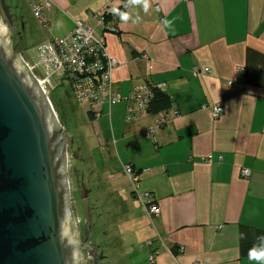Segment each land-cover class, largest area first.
<instances>
[{
    "label": "crops",
    "instance_id": "1",
    "mask_svg": "<svg viewBox=\"0 0 264 264\" xmlns=\"http://www.w3.org/2000/svg\"><path fill=\"white\" fill-rule=\"evenodd\" d=\"M53 3L45 16L59 37L76 20L105 37L109 53L120 62L114 86L124 97L150 82L166 83L163 91L172 100L163 126L160 113L127 121L125 99L114 104L126 118L116 127L114 105L102 108L111 135L101 144L112 143L119 159L105 163L103 180L105 189L122 194L114 227L121 235L115 242L122 261L259 264L248 252L264 245L258 239L264 236V0H150L147 13L130 0ZM114 7L133 19L122 22L112 14ZM93 13H105V25H97ZM137 14L140 22L134 23ZM215 104L225 108L219 118L212 115ZM150 128L155 139L147 134ZM125 163L140 171L139 188L151 192L160 214L150 216L123 185ZM243 167L251 170L249 178L243 177ZM131 197L136 206L129 204Z\"/></svg>",
    "mask_w": 264,
    "mask_h": 264
},
{
    "label": "water",
    "instance_id": "2",
    "mask_svg": "<svg viewBox=\"0 0 264 264\" xmlns=\"http://www.w3.org/2000/svg\"><path fill=\"white\" fill-rule=\"evenodd\" d=\"M13 6L0 0V264H102L73 210L67 129L13 44Z\"/></svg>",
    "mask_w": 264,
    "mask_h": 264
},
{
    "label": "rangeland",
    "instance_id": "3",
    "mask_svg": "<svg viewBox=\"0 0 264 264\" xmlns=\"http://www.w3.org/2000/svg\"><path fill=\"white\" fill-rule=\"evenodd\" d=\"M8 3L12 4L16 17L18 14L20 16L17 22L18 26H21L22 33L20 36L13 34V44L17 51L26 61L37 65V74L51 73L52 67L44 63L38 46L54 36L59 37L60 33L56 31L57 29L55 30V24L51 22L52 26L47 27L41 23L34 16L27 0H8ZM57 83L59 84V81ZM48 94L61 123L67 129V151L70 162L68 174L72 206L76 217L80 220L79 226L83 237L88 232L85 224L90 203L89 210L92 212L95 229L92 239L100 246L106 257L102 264H125L126 261H122L121 252L117 248L118 241L115 242L116 239L121 241V235L114 228L119 217L116 201L122 194L105 189L107 185L103 180L107 171L105 163L110 161L114 163L119 160L112 143L109 146L101 144V138L104 135L109 133L111 135L110 120L106 115L99 119H92L88 115V105L77 103L68 92L67 86L58 85ZM112 107L114 127L119 125V122L126 123V112H119L117 105ZM124 176L121 182L123 185L126 182L133 190L127 176L125 174ZM128 195L131 196V193L129 192ZM129 204L136 206L137 201L131 197ZM110 225L112 227H109Z\"/></svg>",
    "mask_w": 264,
    "mask_h": 264
},
{
    "label": "built area",
    "instance_id": "4",
    "mask_svg": "<svg viewBox=\"0 0 264 264\" xmlns=\"http://www.w3.org/2000/svg\"><path fill=\"white\" fill-rule=\"evenodd\" d=\"M27 2L30 4L34 16L48 27L49 22L45 12L53 7V0H27ZM91 16L97 21V25H105L107 20L105 13H93ZM38 49L42 53L44 63L52 67V72L39 75L36 73L37 65L29 62L28 64L45 92L48 94L51 89H56L58 85L67 86L68 92L77 103L88 105V112L94 119L102 117L104 105L111 107L125 99L128 102L127 121L137 122L144 114L148 113L147 107L154 95L155 88L162 90L166 86V83L151 84L145 82L135 86L130 94L124 97L114 86V72L120 64L119 60L109 53L105 37L99 35L95 27L84 20H76L74 28L69 33L64 36L53 37L46 43L40 44ZM142 57L150 62L149 54L144 53ZM148 67L152 68V65L150 64ZM243 70V67L238 69L240 73ZM196 72L200 71L197 70ZM204 72L211 73L212 70L205 68ZM55 75L56 77H53ZM224 111L225 108L222 105L215 104L212 106L214 118H219ZM166 112L160 113L159 126L164 125ZM174 113L178 114V111L175 110ZM147 134L155 139L154 128L148 129ZM207 161L213 162L212 156H209ZM148 170V168L144 169V171ZM123 172L132 185L134 196L144 203L147 213L150 216L160 214L161 208L154 200L151 192L142 191L139 188L140 171L133 164L125 163L123 164ZM241 173L243 177L249 178L251 170L243 167ZM183 249L184 247L180 248L181 251ZM150 260L153 262L155 256L152 255ZM89 261L90 254L87 253L85 264H88Z\"/></svg>",
    "mask_w": 264,
    "mask_h": 264
},
{
    "label": "clouds",
    "instance_id": "5",
    "mask_svg": "<svg viewBox=\"0 0 264 264\" xmlns=\"http://www.w3.org/2000/svg\"><path fill=\"white\" fill-rule=\"evenodd\" d=\"M130 3L134 5H142L144 11L147 13L148 9L150 7V0H130ZM112 14L119 16L120 20L122 22H128L129 20H132L133 17L129 12H121L118 8H112L111 9ZM134 23L140 22V17L137 14L136 18L133 20ZM259 240H264V236L259 237ZM248 259L257 261L259 264H264V245H254L253 248H251L248 252Z\"/></svg>",
    "mask_w": 264,
    "mask_h": 264
},
{
    "label": "trees",
    "instance_id": "6",
    "mask_svg": "<svg viewBox=\"0 0 264 264\" xmlns=\"http://www.w3.org/2000/svg\"><path fill=\"white\" fill-rule=\"evenodd\" d=\"M150 83V82H147ZM153 84V83H151ZM172 107L171 97L163 91V89L154 90V95L148 104L147 112L150 114H159L163 111H167ZM89 116L94 119L90 114Z\"/></svg>",
    "mask_w": 264,
    "mask_h": 264
},
{
    "label": "flooded vegetation",
    "instance_id": "7",
    "mask_svg": "<svg viewBox=\"0 0 264 264\" xmlns=\"http://www.w3.org/2000/svg\"><path fill=\"white\" fill-rule=\"evenodd\" d=\"M12 5V4H11ZM14 12V11H13ZM15 17H16V15H15ZM18 17V16H17ZM22 33V29H21V26L19 25V26H17V28L15 29V31H14V34H15V36L16 35H18V36H20V34ZM90 264V263H89Z\"/></svg>",
    "mask_w": 264,
    "mask_h": 264
},
{
    "label": "bare ground",
    "instance_id": "8",
    "mask_svg": "<svg viewBox=\"0 0 264 264\" xmlns=\"http://www.w3.org/2000/svg\"><path fill=\"white\" fill-rule=\"evenodd\" d=\"M68 157H69V154H68ZM69 164H70V162L68 163V166H69ZM79 223H80V220H79V218H77V224L79 225Z\"/></svg>",
    "mask_w": 264,
    "mask_h": 264
}]
</instances>
